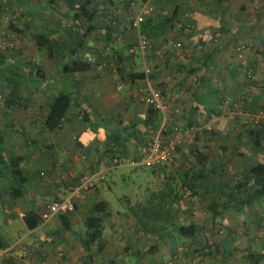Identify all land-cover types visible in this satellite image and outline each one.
<instances>
[{
  "label": "crops",
  "instance_id": "crops-1",
  "mask_svg": "<svg viewBox=\"0 0 264 264\" xmlns=\"http://www.w3.org/2000/svg\"><path fill=\"white\" fill-rule=\"evenodd\" d=\"M88 8L94 13L89 22L74 19L60 0H0V32L4 13L22 30L5 62L19 65L24 75L22 98L6 107L2 98L9 88L0 73V176L9 156L18 153L25 155L28 176L27 192L16 198L9 196L8 180L0 178V189L7 192L1 194L0 223L14 237L0 235L7 244L19 240L29 249L25 259L4 258L0 264H264V198L247 205L228 195L236 190L235 178L253 161L264 160V130L256 137V123L249 119L264 113V0H98ZM140 11L145 16L140 30L153 41L148 74L138 51L128 50L139 32L131 19ZM38 32L56 41L54 56H43L31 37ZM78 55L90 68L62 71L63 63ZM146 84L164 88L170 102L181 107V114L172 115L184 130L181 146L163 165V174L177 176L165 197L176 221L186 213L173 190L191 185L199 192L206 212L192 214L198 231L191 239L171 231L157 239L142 232L129 209L136 196L123 197L127 202L119 209L107 194L108 172L124 175L128 166L144 167L131 159L156 132L144 123L148 105L135 96ZM59 90L69 91L73 104L49 131L43 126L47 103ZM116 157L121 160L114 162ZM83 174L93 175L94 185L73 196L67 217L54 215L26 227L20 212L41 213L47 201L71 193ZM96 201H105L109 210L107 240L98 252L81 243L84 220ZM212 206L220 212L216 217ZM16 218L24 229L15 226ZM216 222L234 226L215 236ZM207 244L208 252L202 249Z\"/></svg>",
  "mask_w": 264,
  "mask_h": 264
},
{
  "label": "trees",
  "instance_id": "trees-1",
  "mask_svg": "<svg viewBox=\"0 0 264 264\" xmlns=\"http://www.w3.org/2000/svg\"><path fill=\"white\" fill-rule=\"evenodd\" d=\"M56 0H49V2L53 3ZM62 1L66 8L72 11V17L76 20L84 19L83 21L89 22L94 13L88 8V5L93 1L98 0H60ZM5 15V13H4ZM8 20L7 26L4 27L5 31L3 37H0V42L2 39L6 41V44L1 47L0 46V73L2 71L5 72L7 78V85L9 91L3 95L2 102L6 107L14 106L18 104L19 100L22 98L20 95V89L23 86L22 77H24L21 72L22 69L16 63H7L5 62L6 51L15 49L16 41L18 40V35L22 32V30L17 26L18 24L11 19ZM145 21L142 22V25ZM144 27V26H143ZM91 26L88 24L84 28V34H86L90 30ZM3 31V30H2ZM2 36V35H1ZM35 44L39 47L45 58H50L54 56L56 51V41L51 38L45 32L34 33L32 36ZM150 37V36H149ZM11 43V44H10ZM135 45V44H134ZM76 45H72L71 50L75 49ZM72 52V51H71ZM70 54V48H69ZM73 54V53H71ZM91 66L89 61H85L84 59L76 56L75 58L69 60L68 62L63 63L62 71L64 72H77L89 69ZM161 88V87H160ZM164 88H161L162 93L165 92ZM73 104V98L69 91L59 90L54 93L47 103V110L45 119L43 121V126L45 129L51 131L59 127L60 123L67 115L70 110L71 105ZM181 114V111L176 114ZM172 115V114H171ZM174 115V114H173ZM159 112L153 108L148 106V117L144 121L145 124L149 123L150 127L154 131H157L159 128ZM171 123V128L169 129L168 124ZM256 123V122H255ZM125 128V127H124ZM168 128V129H167ZM262 128V129H261ZM264 130V124L256 123L255 131L256 137L259 136V131ZM169 132L166 134V132ZM181 128L178 123H174V119L171 118L165 123L164 128L162 129V135L164 137H172L175 132H180ZM154 134L148 138L146 141L151 139ZM145 141V143H146ZM253 141V140H252ZM144 143V144H145ZM259 139H255L253 141V145L255 148L258 147ZM181 143L177 145V152ZM121 159V157H117ZM164 162L159 166H151L154 172H156L155 168H162ZM150 167V166H148ZM4 177V178H2ZM3 182L8 180L9 182V196L11 198H16L21 196L27 192V182L28 176L26 172L25 166V155L23 154H12L6 161V171L3 176H0ZM233 179V178H232ZM234 188L236 189L228 193L229 196L233 198L238 196V201L241 204L251 205L255 200H259L264 198V160L263 161H253L248 168H246L240 177L234 179ZM94 185V184H93ZM92 185V187H93ZM248 185L249 189L247 193L242 191V188H245ZM191 186V185H189ZM193 187V186H192ZM191 187V188H192ZM90 189V188H89ZM174 189V188H171ZM88 190V189H87ZM194 190V189H193ZM246 190V189H245ZM174 195L176 197H180V192L178 190H173ZM199 193L198 191L194 190ZM172 193V190H171ZM0 192V197H1ZM137 200V199H136ZM130 203V201H129ZM191 204H185V215L183 221H176L175 215L170 209L169 200L159 196H151L148 199H142L131 202L129 204V209L135 219V226L139 230L144 233L149 231L155 234L156 239L163 237L168 232H174L177 235L183 238H193L197 233V224L194 223L193 219H191L192 212L190 211ZM42 212V211H41ZM69 211L65 212H57L54 214L58 218L67 217ZM109 210L107 209V204L105 201H96L91 208V213L86 216L84 220V234L82 236V246L87 248H93L96 252L101 251L106 243V237L103 234L104 228V218L108 215ZM212 213L214 217L218 216L220 212L217 210L216 206H212ZM53 215V216H54ZM23 221L27 228L32 229L39 225L42 221L41 213L36 212L34 209L27 210L23 215ZM216 224V223H215ZM214 224V226H215ZM64 229L71 228V224L67 227H62ZM7 241L2 238L0 235V247L5 246ZM203 250L207 251L210 249V246L207 244L203 248Z\"/></svg>",
  "mask_w": 264,
  "mask_h": 264
},
{
  "label": "built area",
  "instance_id": "built-area-1",
  "mask_svg": "<svg viewBox=\"0 0 264 264\" xmlns=\"http://www.w3.org/2000/svg\"><path fill=\"white\" fill-rule=\"evenodd\" d=\"M8 14H3L1 17L5 22L8 19ZM145 20V16L142 11L137 12L131 19V24L135 27L138 32V37L135 45L128 48L129 51H138L139 55L144 61V71L146 74L150 71V59L153 48L152 39L143 31H141V23ZM6 44L4 39L1 40L0 46L3 47ZM11 44V43H10ZM163 51H158V55H162ZM135 96L144 102L146 105L155 108L159 112V128L155 135L146 141L142 147L141 155L138 158L131 159V163L136 166H159L164 162L172 161L177 154V145L181 143L182 134L184 130L175 132L174 136L168 138L162 135V129L165 123L174 114H178L181 111V107L178 104H173L170 100L162 93V91L151 84L140 85L135 89ZM172 114V115H171ZM249 117V116H248ZM250 120L256 123L264 124V113L261 112L257 115H250ZM121 159L114 158V162H119ZM103 177V175H100ZM94 184L93 175L83 174L78 178L77 184L71 190V193L54 198L47 201L44 205V209L41 212L42 222L50 219L57 212L71 211L74 209L73 196L80 193V190H87ZM181 198L183 201L189 200L196 201L199 198V194L195 192L191 187L184 186L182 188ZM20 215H24L20 212ZM44 239H50V237L44 236ZM29 254V249L25 243L16 241L11 244L0 247V262L4 258L13 259H25Z\"/></svg>",
  "mask_w": 264,
  "mask_h": 264
},
{
  "label": "rangeland",
  "instance_id": "rangeland-1",
  "mask_svg": "<svg viewBox=\"0 0 264 264\" xmlns=\"http://www.w3.org/2000/svg\"><path fill=\"white\" fill-rule=\"evenodd\" d=\"M8 19H10V17H8ZM7 23H8V20L5 21L4 27L7 26ZM3 34H4V31H1L0 32L1 38L3 37ZM52 77L55 78L56 76L54 75ZM164 167H162L161 169L155 168L156 172H154L153 169L148 166H144L142 170L140 171L136 169L130 170V167L128 166V170L126 174L124 175H119L116 173L108 172L106 179L109 181V183H111V186H112V190L107 192L108 196L110 197L108 198L112 201V203L114 204L116 208L121 209L123 206L122 204H126L127 202V200L124 199L126 196H128L131 200H133L135 196L138 200H141V199L144 200L146 197L145 195H149L148 197H151V196H159V197H164V198L168 197L167 195L169 194V192L171 193V191H169L170 187L176 186L177 176L174 175L175 173H173V176L163 174L164 171L166 173V170H163ZM122 168L124 169L125 167H122ZM145 187H148L149 191L142 190V189H145ZM182 188L183 186L180 188V195L182 194V190H181ZM0 190L3 196L7 195V192L4 191L5 189L4 190L0 189ZM27 195H30V193H27ZM115 196H121L122 200L120 201V199ZM200 200H201V197H199L196 201L190 202L189 200H185V201L182 200V202H184V204L186 205L189 203L191 204L190 206L191 210H195V213L194 212L192 213L193 215L196 214V211H199L200 213L199 215L202 216V214L206 212V209H203L201 205L199 206ZM2 211H3V204H2V198L0 197V215L2 214ZM16 222H17V224H15L16 227H20L19 228L20 230L24 229L22 227L23 225L20 219L16 218ZM7 226H8L7 224L0 223V232L4 235L10 234L12 237H14V233L11 231L8 233H4L7 229ZM233 226H234L233 223L232 225L226 227L225 225L222 226L220 225V223L216 222L215 226H213V234H215V236H219L222 233L230 231L231 227ZM82 227L83 229H85L84 226ZM5 236H8V239H9V235H5Z\"/></svg>",
  "mask_w": 264,
  "mask_h": 264
}]
</instances>
